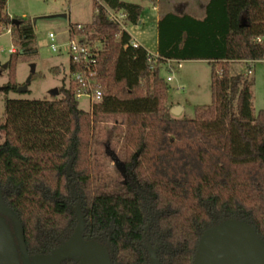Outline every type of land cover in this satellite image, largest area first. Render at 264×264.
I'll return each instance as SVG.
<instances>
[{"label":"trees","instance_id":"obj_1","mask_svg":"<svg viewBox=\"0 0 264 264\" xmlns=\"http://www.w3.org/2000/svg\"><path fill=\"white\" fill-rule=\"evenodd\" d=\"M97 1L96 19L82 23L81 33L115 55L112 80L104 81L100 68L104 94L142 97L153 77L155 109L116 114L123 126L118 182L104 173L95 143L108 116L79 106L75 82L51 99L7 98L0 189L22 222L29 258L66 244L80 216L82 236L105 245L112 264H152L153 253L160 264H192L203 231L227 218L245 220L264 240V108L254 111L252 80L221 65L264 57V0H207L201 16L160 15L156 63L204 59L222 69L212 68V101L197 105L191 118L165 115L160 67H149L148 50L131 44L129 31L108 20ZM102 1L138 21L139 4ZM5 5L0 0V31L11 25L13 67L20 52L32 50L33 27L20 17L11 24ZM1 216L12 238L13 221ZM60 264L81 262L71 256Z\"/></svg>","mask_w":264,"mask_h":264},{"label":"rangeland","instance_id":"obj_2","mask_svg":"<svg viewBox=\"0 0 264 264\" xmlns=\"http://www.w3.org/2000/svg\"><path fill=\"white\" fill-rule=\"evenodd\" d=\"M127 1H134L142 7L138 19L142 22L126 23L132 37L143 39L150 49L153 48L154 31H156L152 25L156 13L155 3L157 2L161 6L164 0ZM179 1L184 5L180 7L171 5L168 9L200 13L204 3L207 2V0ZM62 10H65L64 15L55 14ZM5 11L11 18L20 17L31 23L33 39L32 50L20 52L16 56L13 67L8 65L4 67L3 63L10 58V48L16 49L17 46L13 42V35L9 29L11 25L5 26L0 31V123L7 98L51 99L61 95L59 87L62 84L67 86L70 80L69 57L67 54L54 53L46 49L49 45L48 31L52 30L57 33L58 38H63L67 35L69 22L89 24L93 19L92 0H6ZM114 56L112 51L102 49L101 64L105 68L104 81L113 79L111 62L115 58ZM154 63L160 67L159 76L163 78V86L168 91L165 101V115L168 117H194L197 105L208 104L212 101L211 70L215 68L221 71L218 64L204 59L174 61L172 67L163 64V62L156 63L155 61ZM253 64L250 73H248V61H234L229 65L223 63L221 65L224 68L227 67L230 74L242 73L243 76L252 80L253 107L257 112L264 108V57L256 60ZM168 76L171 78L167 79ZM8 83L14 84L16 88H7ZM19 87L23 89L20 90ZM55 87L58 88L57 94L51 92ZM78 101L81 108L102 110L108 116L107 120L101 122L105 131L103 130L102 135H99L95 140V143L99 144V152H101L97 156L98 158L102 157L104 173L111 175L113 181H121L117 176H120L122 172L123 156L119 150L121 137H117V135L122 133L123 126L121 122L115 123L116 114L127 111H153L155 109V94H149L148 88H146L142 97L118 99L113 95L104 94L102 101L94 103L92 106L85 96H82ZM171 102H178L183 109L173 112L170 109ZM3 142L4 136L0 129V143ZM84 225L83 220V227ZM85 236L88 237V234ZM12 239L18 249L15 236H12Z\"/></svg>","mask_w":264,"mask_h":264},{"label":"water","instance_id":"obj_3","mask_svg":"<svg viewBox=\"0 0 264 264\" xmlns=\"http://www.w3.org/2000/svg\"><path fill=\"white\" fill-rule=\"evenodd\" d=\"M17 17H12L11 24H18ZM8 62L3 63L6 67ZM29 81V78L27 79ZM155 78L148 80L149 94H155ZM22 90V87H19ZM53 94L58 93L55 87ZM177 106L175 111H178ZM1 214L10 217L19 246L21 264H60L71 256L88 258L81 260V264H112L108 248L97 241L84 239L82 236L83 219L75 226L66 244L57 247L50 253L37 256L35 263L29 259L24 239L22 222L17 213L3 200L0 189V264H20L13 239ZM152 264H160L156 256L152 255ZM192 264H264V240L256 230L245 220L227 218L217 225L206 228L200 236Z\"/></svg>","mask_w":264,"mask_h":264},{"label":"built area","instance_id":"obj_4","mask_svg":"<svg viewBox=\"0 0 264 264\" xmlns=\"http://www.w3.org/2000/svg\"><path fill=\"white\" fill-rule=\"evenodd\" d=\"M97 2L102 7L103 14L108 20L118 23L122 28H126V23L128 22L127 12L123 9L109 6L102 0H98ZM97 12H99L98 6L95 7L94 14H97ZM95 19L96 16L94 15L92 21ZM71 27L74 33L70 34L71 30L69 28V35L63 38H58L57 33L52 30L48 31L49 45L46 49L54 53L68 55L70 70L69 83L72 81L78 86L75 96L78 100L82 96L87 97L90 106H92L94 103L102 101L104 97L102 88L103 77L100 74L101 67L99 65V57L102 53L103 44L100 40L91 39L85 34H82V23H75L71 25ZM131 44L134 46L138 45L136 41L132 40ZM10 51H14V47H11ZM148 60L150 62L149 67L153 68L156 56H152L148 53ZM248 62V73H250L252 71L253 62ZM72 65H74V68H72ZM170 78L171 77L168 76L167 79Z\"/></svg>","mask_w":264,"mask_h":264},{"label":"crops","instance_id":"obj_5","mask_svg":"<svg viewBox=\"0 0 264 264\" xmlns=\"http://www.w3.org/2000/svg\"><path fill=\"white\" fill-rule=\"evenodd\" d=\"M158 1V0H157ZM131 2V1H130ZM132 2H134V1H132ZM168 3H170V4H168ZM156 5H155V9H156V13H155V15H154V24H152L153 25V27H155V29H156V31H154L155 33H154V35H155V43H154V46H153V48H149L148 46H147V44L143 41V39H141V38H133L132 37V33L130 32V30L128 29V25L126 26V29L129 31V33H130V35H131V40L132 41H136L138 44H141V45H143L147 50H148V52L152 55V56H157V21H158V19H159V17H160V15H162L163 13H165L166 11H169V9H168V7L169 6H171V5H173V6H176V7H180V6H183L184 4L182 3V2H180L179 0H171V1H169V0H164L163 1V5H159V4H157V2L155 3ZM191 5V4H190ZM204 5H205V3H204ZM204 5H203V10H204ZM203 10H201L200 11V13H194V12H191V11H188V12H190V13H192V14H195V15H197V16H201L204 12H203ZM65 10H62V11H60V12H57V13H55V14H65V12H64ZM173 11V10H172ZM174 12H178V13H181V12H184V11H174ZM63 14V15H64ZM141 23L142 22V20H139L138 21V23ZM71 22H69V24H70ZM73 23V22H72ZM68 30H69V25H68V29H67V31H66V33H67V35L66 36H68L69 35V33H68ZM102 54V53H101ZM114 61H115V58L114 59H112V62H111V66L113 67V64H114ZM174 61H187V60H175V59H171V60H165V61H163V64H165V65H170L171 67H172V63L174 62ZM241 62H243V61H241ZM255 62V61H254ZM253 62V63H254ZM230 63H232V62H229V64ZM99 64H100V67L102 68V69H105L104 68V66L101 64V55H100V57H99ZM228 64V65H229ZM254 65V64H253ZM248 66H249V62H248ZM172 103V106L170 107V109L174 112L176 109H177V106H180V104L178 103V102H176V103H174V102H171ZM182 110L183 109V107L182 106H180V108H179V110Z\"/></svg>","mask_w":264,"mask_h":264},{"label":"flooded vegetation","instance_id":"obj_6","mask_svg":"<svg viewBox=\"0 0 264 264\" xmlns=\"http://www.w3.org/2000/svg\"><path fill=\"white\" fill-rule=\"evenodd\" d=\"M84 239H85V238H84ZM76 257L80 258V262H81V260H87V261H88V258L81 257V256H76ZM36 258H37V257L29 258V259H30V261H31L32 263H35ZM18 260H19V256H18ZM19 263H20V264L22 263L21 257H20Z\"/></svg>","mask_w":264,"mask_h":264}]
</instances>
